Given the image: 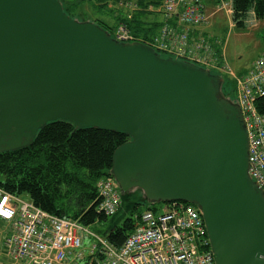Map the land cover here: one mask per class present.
<instances>
[{
	"label": "water",
	"instance_id": "water-1",
	"mask_svg": "<svg viewBox=\"0 0 264 264\" xmlns=\"http://www.w3.org/2000/svg\"><path fill=\"white\" fill-rule=\"evenodd\" d=\"M223 78L121 42L59 0H0V153L33 144L47 123L123 132L111 174L121 192L186 202L203 217L215 264H264V191Z\"/></svg>",
	"mask_w": 264,
	"mask_h": 264
},
{
	"label": "built area",
	"instance_id": "built-area-1",
	"mask_svg": "<svg viewBox=\"0 0 264 264\" xmlns=\"http://www.w3.org/2000/svg\"><path fill=\"white\" fill-rule=\"evenodd\" d=\"M121 4L132 11L141 8L135 1ZM230 4L222 0L218 8ZM146 9L161 16L162 25L149 42L156 52L234 78L235 103L242 110L249 138V173L264 191V113L256 106L264 96V51L245 74L235 76L213 37L201 30L208 22L203 0H159ZM113 37L138 41L126 25H119ZM97 189L98 210L115 215L122 205V192L114 179L99 180ZM136 218L135 230L116 247L79 219L50 214L32 200L0 187V222L7 224L2 251L14 264H79L77 259L86 254H100L98 264H215L202 214L193 204L164 203L160 211L148 210ZM85 233L95 242L83 246Z\"/></svg>",
	"mask_w": 264,
	"mask_h": 264
},
{
	"label": "trees",
	"instance_id": "trees-1",
	"mask_svg": "<svg viewBox=\"0 0 264 264\" xmlns=\"http://www.w3.org/2000/svg\"><path fill=\"white\" fill-rule=\"evenodd\" d=\"M59 1L65 13L74 19L79 15L78 7L90 3L97 12L114 21L113 25L104 19H96L94 23L112 36L119 25H126L138 42L148 45L162 25L161 18H157L160 15L146 9L148 4L159 3V0H130L141 8L136 11L128 9L126 14H116L115 8L111 6L124 7L121 3L129 0ZM230 1L233 21L237 27H245L250 10L257 19H264V0ZM218 53L222 54L221 48H218ZM160 55L170 57L164 53ZM220 76L223 78V94L236 102L234 80L228 75ZM256 106L259 112L264 113V96L257 100ZM129 139V135L123 132L96 127L77 128L64 120L47 123L39 130L31 146L0 153V187L14 195L28 194L33 203L44 211L60 217L79 219L86 227L108 222L109 216L98 210L101 197L97 183L104 178H113L111 168L114 152ZM131 192L122 193V205L111 216L115 217L122 210L123 220L112 224L102 234L94 231L116 247L122 246L135 230L137 216L140 217L148 210H158L157 203L149 202L145 195L142 199L132 198L129 195ZM100 257V254H86L84 264H98L97 259Z\"/></svg>",
	"mask_w": 264,
	"mask_h": 264
},
{
	"label": "rangeland",
	"instance_id": "rangeland-1",
	"mask_svg": "<svg viewBox=\"0 0 264 264\" xmlns=\"http://www.w3.org/2000/svg\"><path fill=\"white\" fill-rule=\"evenodd\" d=\"M203 1L208 22L201 27V30L213 37L216 48H221L223 62L228 66V69H230L233 75L240 76L245 74L261 52L264 51V19H257L252 10H250L246 16L245 27L239 28L233 21L232 3L230 7L219 9L218 2L222 0ZM111 7L115 8L116 14H118V12L126 14L129 9L121 5ZM78 13L79 15L75 19L80 22H84V20L93 22L96 19H104L112 25L114 23L112 18L97 12L95 7L90 3L81 4L78 7ZM157 18H161V16H157ZM116 29H118V27ZM222 75L226 76L224 73ZM231 79L234 80L233 77ZM132 192L129 194L132 198H143L144 193L141 190L134 189ZM22 198L27 201L31 200L28 194H22ZM162 206V203H157L158 211L162 209ZM123 215V211L121 210L115 217H109L110 219L108 222L90 226L88 229L91 232L99 231L100 234H102L103 231L107 230L112 224L120 223L123 220ZM83 240V246L95 242V240L86 233L84 234ZM71 258H73V256H71ZM77 261L79 264H84V259L78 258Z\"/></svg>",
	"mask_w": 264,
	"mask_h": 264
},
{
	"label": "crops",
	"instance_id": "crops-1",
	"mask_svg": "<svg viewBox=\"0 0 264 264\" xmlns=\"http://www.w3.org/2000/svg\"><path fill=\"white\" fill-rule=\"evenodd\" d=\"M7 224L0 222V264H14L13 261L2 251V243L5 237Z\"/></svg>",
	"mask_w": 264,
	"mask_h": 264
}]
</instances>
